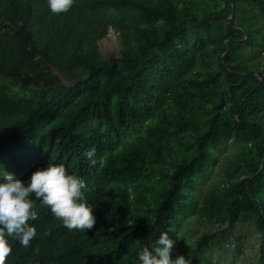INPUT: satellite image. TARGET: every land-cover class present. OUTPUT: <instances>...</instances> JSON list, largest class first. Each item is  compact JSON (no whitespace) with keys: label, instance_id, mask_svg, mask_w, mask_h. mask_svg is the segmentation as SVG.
<instances>
[{"label":"trees","instance_id":"trees-1","mask_svg":"<svg viewBox=\"0 0 264 264\" xmlns=\"http://www.w3.org/2000/svg\"><path fill=\"white\" fill-rule=\"evenodd\" d=\"M48 163L85 181L95 224L35 201L5 264H137L165 231L190 264H248L251 234L264 264V0H0V167Z\"/></svg>","mask_w":264,"mask_h":264},{"label":"clouds","instance_id":"clouds-1","mask_svg":"<svg viewBox=\"0 0 264 264\" xmlns=\"http://www.w3.org/2000/svg\"><path fill=\"white\" fill-rule=\"evenodd\" d=\"M74 0H47L51 13L59 14L70 10ZM90 163L95 148L84 153ZM35 201L50 209L69 231L86 232L93 228L95 216L93 206L87 202L85 181L70 174L63 164L48 163L36 169L27 182L16 178L14 173L0 167V264L11 253L9 238L28 247L37 236L36 221L39 213ZM174 240L168 233L161 232L151 246H143L137 252V264H190L183 254L170 256Z\"/></svg>","mask_w":264,"mask_h":264},{"label":"rangeland","instance_id":"rangeland-1","mask_svg":"<svg viewBox=\"0 0 264 264\" xmlns=\"http://www.w3.org/2000/svg\"><path fill=\"white\" fill-rule=\"evenodd\" d=\"M109 27L108 28V32L106 34V36H104L103 38H101L98 41V48L102 54V56L104 57H108V56H113L115 58L119 57V36H118V32L115 31L114 28ZM53 73L57 74L60 76V78L62 79L64 84H67L68 81L65 80L58 72L57 70L53 69L52 70ZM250 233V232H248ZM251 235V234H250ZM248 236L245 243L247 244V249H245L243 251L242 255H239L240 260H244L247 259L246 261H250L248 264H253V262H256L259 257L260 254L258 253L260 250V247L257 243L256 237H252ZM231 247H233V245H230V249H232ZM229 253H231V251H229Z\"/></svg>","mask_w":264,"mask_h":264},{"label":"water","instance_id":"water-1","mask_svg":"<svg viewBox=\"0 0 264 264\" xmlns=\"http://www.w3.org/2000/svg\"><path fill=\"white\" fill-rule=\"evenodd\" d=\"M111 29H112V28H111ZM229 47H230V46H228V48H229ZM225 52H226V51H224L223 53H225ZM223 53H222V54H223ZM261 165H262V163H261ZM261 165H260V167H261Z\"/></svg>","mask_w":264,"mask_h":264}]
</instances>
